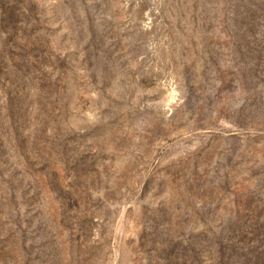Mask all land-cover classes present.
I'll use <instances>...</instances> for the list:
<instances>
[{"label":"rangeland","instance_id":"obj_1","mask_svg":"<svg viewBox=\"0 0 264 264\" xmlns=\"http://www.w3.org/2000/svg\"><path fill=\"white\" fill-rule=\"evenodd\" d=\"M0 264H264V0H0Z\"/></svg>","mask_w":264,"mask_h":264}]
</instances>
